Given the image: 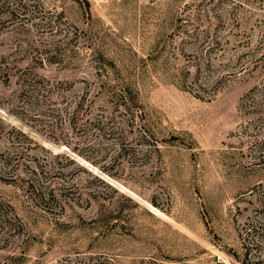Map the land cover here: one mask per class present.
I'll use <instances>...</instances> for the list:
<instances>
[{
	"label": "rangeland",
	"instance_id": "1",
	"mask_svg": "<svg viewBox=\"0 0 264 264\" xmlns=\"http://www.w3.org/2000/svg\"><path fill=\"white\" fill-rule=\"evenodd\" d=\"M86 1L0 0V264H264V0Z\"/></svg>",
	"mask_w": 264,
	"mask_h": 264
},
{
	"label": "trees",
	"instance_id": "2",
	"mask_svg": "<svg viewBox=\"0 0 264 264\" xmlns=\"http://www.w3.org/2000/svg\"><path fill=\"white\" fill-rule=\"evenodd\" d=\"M84 7H85V10L88 11L89 3L86 0H84ZM123 94H122L123 99H129L131 101L130 105L127 106V108L138 106L136 101H135L134 95H130V92H126V91Z\"/></svg>",
	"mask_w": 264,
	"mask_h": 264
}]
</instances>
